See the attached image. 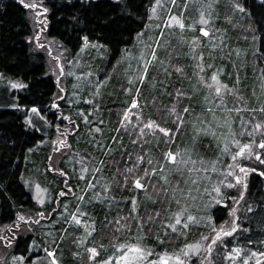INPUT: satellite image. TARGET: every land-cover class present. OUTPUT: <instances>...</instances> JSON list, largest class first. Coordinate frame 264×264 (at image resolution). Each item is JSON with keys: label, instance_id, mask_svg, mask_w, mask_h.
<instances>
[{"label": "rangeland", "instance_id": "374dc122", "mask_svg": "<svg viewBox=\"0 0 264 264\" xmlns=\"http://www.w3.org/2000/svg\"><path fill=\"white\" fill-rule=\"evenodd\" d=\"M28 2L40 5L37 9L27 8L32 28V35L29 41L33 49L41 52L45 57L47 74L54 79L57 86L55 97L57 100L64 99L63 103L65 106L61 109V112L64 113L65 110V113H68L67 115L64 114V117H76L75 119L79 121L81 129L86 131L89 125L95 124V120L99 123L95 117L97 110L95 107L94 111H91V109L93 104L95 106V101L100 91L105 88L112 89L111 87L115 83L119 85L117 88H121L124 84L126 88L121 92V98L125 103H129V107L126 110L130 109L128 113L130 122L123 119L124 110L121 113L119 128L125 132L127 131L132 136L134 135L136 138L145 139L148 136L153 137L152 141L146 144L147 160H152L153 165H147L149 167H159V164L156 162L163 163V155L169 150L180 153V156L177 157L178 162L181 157L185 160L191 157L196 163L195 165L192 163H188L187 165L180 163L175 165L169 164L163 172H158L156 175L149 173L150 177L158 178L171 194L173 207L164 212L162 221H167L172 213L183 207L186 208V211L182 216V220L188 223L187 228H184L182 224L177 225L175 232L171 228H167L166 224L162 226V223H160L157 226L160 236L150 240L148 234L144 231V227H139L140 220L133 217L139 216V209L142 205L152 204L154 201L147 195L139 194L141 189L137 188H135L128 199L122 198L119 195L117 196L113 189L115 177L110 174L104 165V159L110 153L117 150L126 151L132 148L135 141H133V144H130L123 138V134L117 135V133H114L111 138L105 137L103 139V142L98 146L95 156V145L92 148L93 151H89L88 149H75L70 144L68 140L69 136H72V134L74 136L75 133L72 131L69 119H66V123L63 120V122L60 121V125L56 122L49 123L44 117L42 118L40 113L37 114L33 113L31 109L28 110L27 117L25 118L26 125L37 131L42 129L41 131L44 136L43 141L37 146L35 151L39 153L41 150H47L45 157L48 160L45 165L52 172L51 175L54 176V181L63 177L66 182L60 188H57V185L53 184V189H57L56 199H61V202L59 205L54 204L51 208L47 209V206L51 205L53 199V190L50 191V188L46 186L49 184L47 183L49 180H47L45 171L42 167H35V169L30 167L27 170L28 172L22 177V182L25 189L32 194L33 199L37 202V210L31 214L25 213L21 215L39 219L40 222L33 223L29 221L26 223L20 221V215H18L12 225L0 227V236H7L9 238H13L14 236V241L20 235L24 236L36 232L42 242L40 243L33 238L32 245L30 246L32 256L28 262L24 263L19 260L14 261L12 259L14 255H10L12 245L7 247L4 241H0V257L3 258L0 264H51L52 258L44 251L45 248L55 252L59 264H66L65 259L71 260L72 264H99V262L107 260L109 257L114 258L118 255L116 245L129 242H139L143 248L153 251L154 255L149 257V259H155L156 253H161L165 250L170 254L180 253L185 244L200 242L201 248L199 254H190L188 257H185L186 264H243L246 258H250L247 259V264H256L257 259L261 261V264H264V257L246 256L241 252L239 255L233 253L232 259H228V253L233 249L229 251L225 249L222 260L215 261L214 257L217 254V249L221 246L224 247L226 240L236 232L231 236H222L224 243L218 241L217 244L212 245L211 253L209 254L208 252V245L215 235L213 228L219 230L223 226L225 229H229L234 220L232 218L220 226L210 228L211 223L207 215L208 209L215 201L210 198L205 189H208L210 192L213 184L221 177V173L227 172V165L233 163L230 153L221 154L225 138L229 141L231 140L229 128L224 121L228 120L231 122L232 131L237 133L236 138L240 139L242 143L249 142L252 137H249L246 133L239 135L243 131L240 123L241 119L246 123L249 120H252L253 123L257 121L261 122V120H258L257 112L253 114L246 110L247 108H258V90L250 91L246 98L243 97L239 91L240 89L237 87L227 86L220 95H216L214 89L209 90L200 80V77L204 76L208 83H213L211 76L213 73H216L219 81L226 85L227 81H221L219 78L221 71L216 67L217 63L223 64L227 62L231 55L232 61H239L244 58L245 48H247L248 44L238 42L237 40H233L235 42L231 44L229 41L234 28L233 22L236 23L240 19V13L234 11L232 18L225 20L222 18L220 11L226 4L232 5L233 3L230 0H176L175 5H173L172 0H161V6L157 7L156 15L153 16L150 11L149 17L152 16V19L148 17V22L141 33L142 35L140 34L135 39L133 47L116 66V71L114 73H106L97 65V59L100 57L99 49L85 46L75 56L71 57L58 43L48 38L45 32L44 17L46 13L43 12L42 0H28ZM202 12L205 19L208 20L207 24L200 23ZM170 14L179 16L183 20L185 28L180 29L175 25L173 27H166V22L171 23L169 21ZM201 28L207 29L209 35L204 36L200 31ZM37 33H39L40 42L44 45L42 48L32 39ZM157 41L160 45L158 48L155 47ZM230 44L232 47L236 45L238 49L230 52ZM146 45H151L152 47H146ZM153 49L157 53V59L152 61L148 67L147 78L143 84H140L138 78L144 66V60L151 59L148 53ZM201 53L203 54L202 61L199 58ZM171 60L174 62L177 60L187 62L185 69H182L181 72H177L176 68L173 70L178 74H185L184 76L186 77L182 81L192 92V100L189 105L191 112L189 113L190 123L188 130L180 134L171 148L165 149L168 145L163 144L164 150L161 149V139L158 136V134H161L167 139V136L163 133L155 130V134H153V130L145 128L144 134L141 135L139 129L142 123H146L149 119L143 118L139 104L135 108L132 107V101L143 96V88L151 91L160 88L159 84H154L153 81H150V77L157 73L163 75H167L168 72L170 73L169 63ZM201 63L204 65L203 72L197 66ZM208 65H211V67H208ZM225 74V78L229 80V71H225ZM130 79L133 80V85H129ZM234 79H236L237 83V78ZM111 81L113 85H111ZM167 81V83H170L172 80L167 78ZM14 83L18 82H12L11 86ZM129 87H132L131 92L126 91ZM137 88L140 90L139 96L136 95ZM205 97H207V100ZM86 107H88L89 111ZM209 107L215 111V119L207 111ZM235 108H240L241 111L239 113L230 111ZM87 111L90 116L86 115ZM85 116H87V122L85 121ZM253 116H255L254 120ZM29 120H31V123H29ZM122 120L123 125L121 123ZM103 125L107 124L104 122ZM209 125L215 130V135L210 132L200 131V129L208 128ZM247 127L251 129L252 124H247ZM49 128H52L54 131L51 136L47 132ZM260 138V134L256 133L255 139L259 140ZM60 140L66 141V144L62 147L59 144ZM79 145L84 146L85 144L79 143ZM229 147L232 151L236 150V146L233 144H230ZM54 148H59V151H54ZM49 157H51V160ZM214 161L216 162V172L211 171ZM239 162L248 166L259 163L254 158L250 160L247 157L240 158ZM31 166L34 167V164ZM85 168L87 172L83 171ZM191 168H207L208 171L189 172ZM53 169H58V171ZM96 169H99V171L97 172ZM81 176L85 178L82 179ZM162 177H167V182ZM205 177H210V179H206ZM173 178H175L176 182L171 186L170 183ZM193 180L196 183H192ZM68 182L72 185H69ZM90 184L94 185V187H90ZM36 185L40 186L39 191ZM105 186H107V189ZM197 188L199 191L196 190ZM240 189L242 187L236 188L239 191ZM189 190H191V196L187 195ZM61 192L64 195H61ZM212 195L215 194L212 193ZM38 197L44 200L43 204L39 203ZM80 197H83V199H80ZM192 197H195V199ZM133 199H135L137 204L135 211H133ZM177 199L180 200L179 205L176 203ZM95 205H99L104 211L110 212V214L128 205L131 210L130 217L135 224V228H130V225L128 228H124V219H118L120 223H116V225L121 227V229L124 228L119 240L116 244L114 243L115 245L110 250L105 251L104 248L101 250L96 247L98 255L95 260H90L89 256L91 254L86 249L95 246L87 247L86 244L95 230V221L93 220ZM39 212L44 213L43 218L37 216ZM73 214L81 220L80 224H76L71 220ZM188 215H192L196 219L187 221ZM128 219L125 218L126 221ZM17 224L19 225L18 228L15 227ZM68 229H77L79 232L77 248L80 251L79 253H82L80 260L76 255L72 257L66 255L67 246L65 241L69 237ZM197 229L203 231L199 232ZM167 236V241L172 245L166 246L164 243L163 239ZM204 237H209V239L204 240ZM113 264H115V261H113Z\"/></svg>", "mask_w": 264, "mask_h": 264}, {"label": "trees", "instance_id": "16d2710c", "mask_svg": "<svg viewBox=\"0 0 264 264\" xmlns=\"http://www.w3.org/2000/svg\"><path fill=\"white\" fill-rule=\"evenodd\" d=\"M230 1L241 3L246 12L240 13V19L236 23L233 22L234 28L229 41L233 44L235 42L233 40H237L248 45L242 60L232 61L231 55L227 62L223 64L219 62L216 67L221 71L220 80H226L228 87L240 89L243 97L247 98L250 91L258 90L257 109H259L264 107V75H262L264 73V5L260 0ZM154 2L155 0H71L70 4L69 0H42V6L48 8L44 17L46 36L58 43L71 57L85 46L99 49L100 57L97 59V65L106 73H114L124 55L133 47L135 39L144 31ZM81 4H84V7H81ZM220 11L225 20L231 19L234 13L232 5L229 4ZM31 35L32 28L27 8L20 4L19 0H0V227L12 225L18 215L31 214L37 210V202L22 182L23 175L30 167L34 169L42 167L49 180L46 186L50 191L53 190V199L47 209L61 202V199H56L57 189H53V184L60 188L66 182L63 177L54 181L52 172L45 165L48 160L45 157L47 150H41L39 153L35 151L44 138L42 129L40 131L31 129L25 123L27 111L33 106L39 109L40 115L49 123L56 122L60 125L62 120L66 123L64 114H68L65 110L64 113L61 112L65 106L64 99H56V83L47 74L44 55L33 49L30 44ZM85 36L89 41L87 45L84 41ZM231 44L230 52L238 49L236 45L232 47ZM186 63V61L171 60L170 73L168 72L167 75L157 73L150 77V81L159 84L160 88L155 91L143 88V96L137 98L143 118L153 119L162 126L172 129L167 139L158 134L161 139V149H164L163 144L168 145L165 149L171 148L180 134L186 132L189 127V113H184L182 110L189 107L192 92L182 81L186 77L185 74H178L173 70L185 69ZM224 70L229 71V80L225 78ZM166 77L172 81L167 83L169 80L167 81ZM234 78H237V83ZM14 81L24 86L20 89L12 88L11 83ZM111 85H113L112 81ZM117 86L119 85L115 83L112 89L101 90L95 101L98 107L96 104L92 105L91 111H94L95 107L97 110L95 117L99 123L95 120V124L89 125L86 131H83L76 117H68L72 131L75 133L74 136L73 134L69 136L68 140L75 149L93 151L95 145V156L103 139L111 138L114 133L123 134V138L130 144L135 141L132 148L126 151L117 150L110 153L104 159V165L115 177L113 189L116 195L125 199H128L136 188L132 182L133 178L142 177L146 188L141 189L139 194L147 195L154 203L142 205L139 216L145 221L148 216L154 217L152 222L144 224V231L152 240L160 236L157 226L162 222L164 212L173 207V202L170 192L158 178L144 176V169L149 168L147 163L136 168L132 173L126 171L127 168L138 163L139 155L144 156L147 161L146 144L152 141L153 137L136 138L119 128L121 113L129 107V103H125L121 98L125 85L123 84L121 88ZM178 91L187 95L178 97ZM173 106L184 117L185 122L182 126L176 123L174 115H170ZM86 109L89 111L88 107ZM88 111L86 115L90 116ZM257 116L258 120L264 123V113L257 111ZM104 122L107 125L104 126ZM96 127L101 128L102 131L96 132ZM47 132L51 136L54 131L49 128ZM79 143L85 145L81 146ZM32 164L34 167L31 166ZM250 166L264 169V165L260 163ZM126 175L129 177L127 183L124 182ZM246 179L248 189L244 193V200L239 204H235L231 197H238L243 188L240 191L231 188L225 189L230 193L227 200L228 207L214 202L208 209L210 228L220 226L232 218L240 225L238 231L226 240L227 246L217 249L215 261L222 260L225 249L229 251L239 248L246 256L254 252H264V176H260L258 172H249ZM175 182V178L171 179L170 185L173 186ZM68 184L72 185L69 182ZM248 206H251L252 211L247 210ZM233 207L236 208L238 220L231 214ZM156 212L160 213L159 217H155ZM93 214L95 230L88 239L87 247L95 246L101 250L103 248L105 251L110 250L123 234L124 228H128L129 225L130 228H135L128 205L111 214L99 205H95ZM125 218L129 219L126 221ZM118 219H124V228L121 229L116 225ZM68 234L67 242L65 241L66 255L72 257L78 253L79 255L76 256L80 260L82 253H79L77 248L79 232L77 229H68ZM33 238L42 242L36 232L15 238L10 255L24 256L23 262H28L32 256L30 246ZM167 238L168 236L163 239L166 246L172 245ZM65 262L72 264L68 259H65Z\"/></svg>", "mask_w": 264, "mask_h": 264}, {"label": "snow or ice", "instance_id": "6c2138e0", "mask_svg": "<svg viewBox=\"0 0 264 264\" xmlns=\"http://www.w3.org/2000/svg\"><path fill=\"white\" fill-rule=\"evenodd\" d=\"M19 2L25 8H29V9H37L38 7H40V5H38L37 3H30V2H28V0H19ZM260 2L262 5H264V0H260ZM69 3L71 4V0H69ZM175 3H176V0H172V4L175 5ZM72 6H75V5H72ZM159 6H161V0H155V4L151 8V12H152L153 16L156 15L157 7H159ZM81 7H84V4H81ZM232 8L234 11L239 12V13H245L246 12L245 7L239 2H234L232 4ZM43 12L47 13L48 8H43ZM37 15H39V13H37ZM149 19H152V16H150ZM169 21H171V23L166 22V24H165L166 27H173L175 25V26H178L180 29L185 28V24L179 16L170 14L169 15ZM41 23H42V21H41ZM200 23H202V24L208 23V20L205 19L203 12L201 13V16H200ZM200 31L203 33L204 36L209 35V31L205 28H201ZM161 35H163V33H161ZM32 39L35 40L36 44L39 47H41V48L44 47V45L39 40V33H37V35ZM254 39H255V37H254ZM84 41H85V45H87L89 43L87 36L84 37ZM159 46H160L159 42L157 41L155 44V47L158 48ZM146 47H152V46L146 45ZM148 55L151 57V59L150 60L149 59L144 60V66H143V68L140 72L139 78H138V82L140 84H143L144 80L147 78L148 67L151 65L152 61L157 59V53L154 49L152 51H150L148 53ZM199 58L201 61L203 60V54L202 53L200 54ZM142 59H144V58L142 57ZM197 66L200 68L201 72L204 71V65L202 63L198 64ZM208 67H211V65H208ZM61 71H63V69H61ZM165 71H167V70H165ZM176 71L181 72L182 69L176 68ZM262 75H264V73H262ZM200 80L202 83L205 84V86L209 90L214 89V92L216 95H220L222 93V91L227 88V85H224L219 81L218 75L216 73H213L211 76V81L213 83H208V81L205 79L204 76H201ZM128 83H129V85H133V80L130 79ZM23 86L24 85L21 83L12 84L13 88H20ZM126 91L131 92L132 87L127 88ZM139 94H140V90H139V88H137L136 89V95L139 96ZM184 95H187V94L183 93L181 91L177 92L178 97L184 96ZM205 99L207 100V97H205ZM53 106L58 107V105H53ZM137 106H138V100L133 99L132 107L135 108ZM246 110L252 112L253 114H255L257 111L264 113V107H261L259 109L247 108ZM31 111L33 113L39 114V109L35 106H33L31 108ZM129 111H130V109L125 110V112L123 114L124 120H129V115H128ZM182 111L184 113H190L191 108L185 107V108H183ZM207 111L212 114L213 119L216 118V113L211 107H209L207 109ZM230 111H235V112L239 113L241 111V109L235 108V109H232ZM170 115L175 116L176 123L178 125L182 126L184 124V122H185L184 117L181 116L177 112V109L175 106H173L170 109ZM64 118L70 119L68 117H64ZM84 118H85V121L87 122V116H85ZM254 119H255V116H253V120ZM129 122H130V120H129ZM29 123H31V120H29ZM70 123H71V121H70ZM121 123L123 125V120L121 121ZM224 123L229 128V133L231 134V140L229 141L227 138H225V143H224L223 149L221 150V154L223 155L226 153H230L231 154V160L233 161V163L227 165V169H228L227 172L221 173V177L218 178V180L215 184H213L211 191L209 192L208 189H205V192H208L210 198L212 200H214L216 204H224L225 207H228L227 200L229 199L230 193H228L225 189L239 188V187L243 188V191L240 192L238 197H235V196L231 197L235 204H239V202L241 200H244V193L248 189V184H247L246 178H247L249 172H258L260 176H264V169H259L257 167L243 165L239 162L240 158L247 157L250 160L254 158L255 161H258L260 164L264 165V123L259 122V121L253 123L252 120H249L246 123L243 119H241L240 123H241V128L243 129V131L240 132L239 135H244L246 133L249 137H252V139L246 143H242L240 139L236 138L237 133L232 131L230 121L225 120ZM247 124H252V128L249 129L247 127ZM145 128H147L149 130H153V134H155V130H158L160 133H163L165 136H169V137H170V134L172 132V129L166 128V127L162 126L161 124L157 123L155 120H151V119H149L146 123H142V126L139 129L141 135L144 134ZM95 131L101 132L102 129L99 127H96ZM200 131L210 132L211 134L215 135V130L211 127V125H209L208 128L200 129ZM256 133H259L261 136V138L259 140L255 139ZM59 144L62 147L66 144V141L60 140ZM230 144H233L236 146L235 151H232L230 149V147H229ZM54 151H59V148H54ZM178 156H180L179 152H173L171 150L165 152L163 155V163H160L159 161H157L156 163L159 164V167H149L148 169H144V176H148L149 173H151L152 175H156L158 172H163L164 169L169 164L175 165L177 163H180V164L187 165L188 163H192L193 165H195V163H196V161L192 160L191 157H189L187 160H185L181 157L180 161L178 162L177 161ZM49 159L51 160V157H49ZM137 161H138V163H136L132 167H129L126 169V171L128 173L134 172L136 170V168L141 167L144 163H147L150 166L153 165L152 160L145 161V158L142 155L137 156ZM201 163H203V161H201ZM53 170L58 171V169H53ZM83 171L87 172V169L85 168V169H83ZM96 171L98 172L99 169H96ZM192 171L207 172L208 169L207 168H204V169L191 168V169H189V172H192ZM211 171L212 172L217 171L215 161L212 163ZM81 178L84 179L85 177L81 176ZM162 178L165 179V181L167 182V177H162ZM205 178L210 179V177H205ZM93 179H95V177H93ZM128 179H129V177L127 175L124 176V182L125 183H127ZM132 182L134 183V185L137 189H145L146 188V185L142 182V177L136 176L133 178ZM192 183H196V181L193 180ZM89 186L94 187V185H91V184ZM105 187L107 189V186H105ZM36 188L38 191L40 190L39 185H36ZM196 190L199 191L198 188ZM212 193H214L215 195H212ZM61 195H64V193L61 192ZM187 195L191 196V190H189ZM192 198L195 199V197H192ZM38 199H39V197H38ZM80 199H83V197H80ZM39 203L43 204L44 200L39 199ZM176 203L179 205L180 200L177 199ZM132 205H133V211H135L136 207H137L135 199H133ZM77 210L79 211V209H77ZM247 210L252 211L251 206H248ZM185 211H186V208L182 207L178 211L172 213V215L168 218L167 221L161 222L162 226L164 224H166L167 228H171L172 231H174V232L177 230V225L182 224L184 228H187L188 223L182 220V216L184 215ZM231 214L237 220L239 219V217H236V208L235 207L232 208ZM37 216L40 218H43L44 213L39 212V213H37ZM159 216H160V213L156 212L155 217H159ZM133 218L140 220V224H139L140 228H143L145 223L152 222L154 220L153 216H148L146 221L144 220V218L139 217V216L133 217ZM186 219H187V221H193L196 218L193 217L192 215H188ZM19 220L24 221L26 223L29 221H31L33 223H39L40 222L39 219H33L32 217H26L24 215H20ZM71 220L74 221L76 224L81 223V220L75 214H73L71 216ZM116 223L119 224L120 221L118 220V221H116ZM15 227L18 228L19 225L17 224V225H15ZM239 228H240V225L237 224L235 222V220H233L232 225L229 229H225L223 226H221L219 230H216L215 228H213V232L215 233V235H214V238H212L211 243L208 245L209 254L211 253L212 245L217 244L218 241L221 243H224V241L222 240V236H231L233 233L237 232V230ZM165 231H166V229H165ZM13 238H14V236H13ZM13 238H9L7 236H0V241H4L5 245L7 247H10L12 245ZM203 239L208 240L209 237H204ZM226 246L227 245L225 244V247ZM101 247H103V245H101ZM116 248H117V252H118V255L116 257H114V258L109 257L107 260L99 262V264H113V261H115V264H186L184 258L188 257L190 254H197L198 255L199 250L201 248V243L200 242L187 243V244H185L184 248L181 249L180 253L170 254L166 250L161 252V253H156L155 259H149V257H152L154 255L153 251L143 248L139 242L120 243V244L116 245ZM44 251L47 253V255L49 257L52 258L51 264H59V261L56 259L55 252L53 250H49V249L45 248ZM86 251H88L91 254L89 256V259L95 260L96 256L98 255L97 248L91 247V248L86 249ZM240 252H241V249L235 248L228 253L227 258L232 259L233 253H235L236 255H239ZM76 255H79V254L77 253ZM252 255L264 257V252H258V253L254 252V253H252ZM12 259L14 261L15 260L24 261L25 257L24 256H19V257L13 256ZM247 259H250V258H246L243 261V264H247ZM2 260H3V258L0 257V261H2ZM256 264H261V261L259 259H257Z\"/></svg>", "mask_w": 264, "mask_h": 264}]
</instances>
